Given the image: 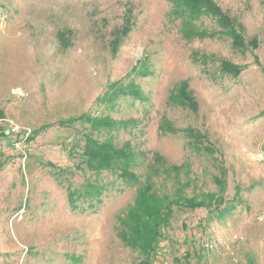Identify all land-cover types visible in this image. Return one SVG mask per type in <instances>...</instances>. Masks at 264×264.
Returning a JSON list of instances; mask_svg holds the SVG:
<instances>
[{"label": "rangeland", "instance_id": "1", "mask_svg": "<svg viewBox=\"0 0 264 264\" xmlns=\"http://www.w3.org/2000/svg\"><path fill=\"white\" fill-rule=\"evenodd\" d=\"M212 1L245 49L185 0H0V264L147 259L144 187L151 264H264V0ZM91 137L122 155L91 167Z\"/></svg>", "mask_w": 264, "mask_h": 264}, {"label": "trees", "instance_id": "2", "mask_svg": "<svg viewBox=\"0 0 264 264\" xmlns=\"http://www.w3.org/2000/svg\"><path fill=\"white\" fill-rule=\"evenodd\" d=\"M185 3L193 10H198L199 12L205 11L206 13L216 16L215 20L222 28L221 34L230 36L233 44L238 49H245L246 44L243 37V27L234 17L223 12L218 4H215L212 0H185ZM251 44L253 46H257L256 40L253 39ZM142 61L143 60H140V63L137 64L138 68L142 65ZM220 63L225 71L233 74L241 72V67L239 65H236L228 60L223 59ZM181 93L182 97L180 98L183 100L185 99V102L192 104L189 100L191 99V92L186 81L183 83ZM76 119L77 118L71 119L70 121L72 122ZM59 122L63 123L65 121L60 120ZM168 129L171 128L169 127ZM197 135L199 139L202 136L200 132L197 133ZM125 146L127 148L129 147L128 145ZM85 152L88 155L86 164L92 165L91 167L96 168L101 167V163L103 164L105 162H109L111 157L122 155L121 149L116 147L114 148L111 145L102 144L101 142H95L92 137L89 138V143ZM93 159H97L96 164H94V162L92 163ZM125 175L127 176V174ZM130 178L134 179L133 175ZM148 189V187H144L143 191L141 189L137 206L133 207L129 214V218L132 222H134V224H130L131 227L127 228V231H125V237L128 241L127 243L133 248H140L141 250H139L141 252L148 255L147 259L140 261L137 264H151L150 258L157 255L159 244L162 241L163 228L161 227V222H165L163 214L161 216L163 211H161L162 205H159V197L157 195H153V200L151 201H145L143 199V195L149 191Z\"/></svg>", "mask_w": 264, "mask_h": 264}, {"label": "built area", "instance_id": "3", "mask_svg": "<svg viewBox=\"0 0 264 264\" xmlns=\"http://www.w3.org/2000/svg\"><path fill=\"white\" fill-rule=\"evenodd\" d=\"M18 128V127H17Z\"/></svg>", "mask_w": 264, "mask_h": 264}]
</instances>
